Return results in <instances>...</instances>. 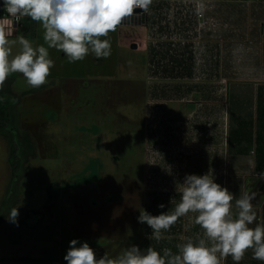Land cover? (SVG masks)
Instances as JSON below:
<instances>
[{
    "label": "rangeland",
    "instance_id": "1",
    "mask_svg": "<svg viewBox=\"0 0 264 264\" xmlns=\"http://www.w3.org/2000/svg\"><path fill=\"white\" fill-rule=\"evenodd\" d=\"M263 5L152 0L147 22L130 37L147 40L148 54L118 48L108 58L89 54L69 62L55 50L44 85L10 75L0 89V219H10L15 207L25 227L27 219L53 222L56 239L64 241L61 264L74 239L115 257L133 244L177 252L188 239L205 238L196 213L179 218L159 240L149 239L152 230L137 218L142 209L154 216L173 210L189 174L211 171L237 199L246 192L238 189L249 192L261 182L243 174L244 160L229 156L242 136L260 129L252 88L264 81ZM213 9L226 16H213ZM37 31L40 38L44 32ZM61 219L69 223L64 229ZM229 263L231 256L220 262ZM239 263L264 264L252 249Z\"/></svg>",
    "mask_w": 264,
    "mask_h": 264
},
{
    "label": "clouds",
    "instance_id": "2",
    "mask_svg": "<svg viewBox=\"0 0 264 264\" xmlns=\"http://www.w3.org/2000/svg\"><path fill=\"white\" fill-rule=\"evenodd\" d=\"M151 3L152 0H2L3 10L12 19L0 18V89L13 73L22 74L34 88L44 85L55 66L49 49L61 51L69 62L83 60L89 54L108 58L109 33L125 18L139 14L136 10L147 11ZM23 18L40 24L44 44L34 45L24 35L13 38L14 25ZM17 44L19 51L14 54ZM260 175L264 177V172ZM179 186L180 202L173 210L154 216L142 209L137 222L150 227L149 239L159 240L179 218L196 213L195 223L205 238L188 239L177 252L158 251L152 246L141 249L133 244L115 257L106 252L101 256L89 243L74 239L64 256L66 264H220L228 256L239 264L248 249L253 250L254 259L264 262V225L250 227L257 219L253 211L255 192H245L237 199L227 187L215 182L211 171L186 175ZM234 200L239 210L235 216ZM164 207L159 205L160 209ZM9 215L7 220L18 226L19 208H12Z\"/></svg>",
    "mask_w": 264,
    "mask_h": 264
},
{
    "label": "crops",
    "instance_id": "3",
    "mask_svg": "<svg viewBox=\"0 0 264 264\" xmlns=\"http://www.w3.org/2000/svg\"><path fill=\"white\" fill-rule=\"evenodd\" d=\"M213 10L214 12H211L213 13V16L214 15L220 16L221 14L223 16H226V14H224L225 10H217V9H213ZM227 15L230 16V14ZM144 23L145 22L139 23L140 26L120 25V27H129V28L117 27L118 28L117 31L110 32L107 39L111 41V51L113 50L114 52L118 48H123L126 50L148 54L150 44L148 43L147 40L143 41L142 44L139 42L130 41V37L132 40L134 36V34L131 33L133 30H135L134 28L135 27L143 28L144 26H142L141 24L144 25ZM38 28L42 29L39 23L31 21L30 18H26L23 27L21 28V30L18 32L17 35L26 36L28 39L33 41L34 45H42L44 44V39H43L44 34H41L39 38V35H37ZM113 33H116V35H114ZM262 34L264 35V32ZM17 35L13 36V38H15ZM134 45H137L136 49L133 48ZM14 47L15 49L13 50V53L15 54L19 51V45L17 44ZM55 50L56 49H49L50 58H52ZM260 57L261 59H264V52L260 53ZM95 61L97 62V64L100 62L98 59H95ZM250 79L255 81L259 80L258 78H254V77H251ZM261 80H264V76L263 78H261ZM263 87H264V81H258V83L252 88L253 100L257 101L259 105L256 108L257 111L259 112V116L257 119L259 120L260 123V129L258 126L256 134L252 131L250 135L242 136V138L239 139V141L242 144L238 146L237 152H235L233 156L232 155L229 156V162L231 158L233 159L236 158L238 162H240V160H244V163H246V166L244 167V169H242L245 170V172H243L244 175L262 178L261 182L255 183L253 187H251V189L248 190L249 193L255 192L256 194V199L253 201L254 204L253 210L256 213L257 219L256 221L253 222L254 224L256 222L264 223V177H261L260 175L261 172H264V132L262 133L263 135L260 132L261 126H263L262 123H264V95L263 98L260 96V91L261 88ZM261 102H263L262 105L263 110H261L260 108L261 104L259 103ZM254 119L255 118L253 116V120ZM255 146L257 147V149L256 152L254 153L253 149ZM259 151H261L260 158L258 155ZM245 160H250V161L246 162ZM238 190L247 192V190H242V189H238ZM53 196L56 195L54 194ZM259 199L261 200L260 204H259L260 201ZM17 220H18V226L16 224L9 222L7 219H0V264H56V263L61 264L63 250H64V241L63 238L56 239V235L54 234L55 227L53 225V222L52 224H49V222H47L46 219L43 220L27 219L25 221L26 222V227H25V225H23V222L20 221V219ZM80 222L82 224V221ZM129 222L130 224L131 223L133 224L132 220H129ZM8 224L10 226L13 225L15 230L17 226V232L11 234V232H9L10 228L7 226ZM59 224L60 227L64 229L69 223L61 219ZM88 226L89 228H91L90 230H92L91 233H94L93 230H95V227L93 223H91ZM42 229L46 230L47 233L42 232L43 231ZM49 231L53 234H49ZM83 232H85V230ZM58 239L60 240L58 241ZM55 242H57V244H60L59 246H60L61 257L59 258L58 261H56L55 253H54Z\"/></svg>",
    "mask_w": 264,
    "mask_h": 264
},
{
    "label": "built area",
    "instance_id": "4",
    "mask_svg": "<svg viewBox=\"0 0 264 264\" xmlns=\"http://www.w3.org/2000/svg\"><path fill=\"white\" fill-rule=\"evenodd\" d=\"M141 12L139 14H133L131 17H127L123 20L122 24L121 25H137L136 23H143V22H147V13H148V10L147 11H143V10H140ZM2 17H5V18H8V19H12L10 17L7 16V13L3 10V5H2V0H0V18ZM25 19L26 18H23L19 24H15L14 27H15V31H14V36L18 34V32L21 30V28L23 27L24 25V22H25ZM145 24V23H144ZM118 28L115 30L117 31Z\"/></svg>",
    "mask_w": 264,
    "mask_h": 264
},
{
    "label": "trees",
    "instance_id": "5",
    "mask_svg": "<svg viewBox=\"0 0 264 264\" xmlns=\"http://www.w3.org/2000/svg\"><path fill=\"white\" fill-rule=\"evenodd\" d=\"M5 121V119H4V117H3V115H2V112L0 111V134H2L3 133V126H4V124H2V122H4ZM245 256V255H244ZM230 264V263H229ZM239 264H241V263H239ZM253 264H256V263H253Z\"/></svg>",
    "mask_w": 264,
    "mask_h": 264
},
{
    "label": "water",
    "instance_id": "6",
    "mask_svg": "<svg viewBox=\"0 0 264 264\" xmlns=\"http://www.w3.org/2000/svg\"><path fill=\"white\" fill-rule=\"evenodd\" d=\"M136 11H137L138 13L141 12L140 10H136ZM133 48L136 49V48H137V45H134Z\"/></svg>",
    "mask_w": 264,
    "mask_h": 264
},
{
    "label": "flooded vegetation",
    "instance_id": "7",
    "mask_svg": "<svg viewBox=\"0 0 264 264\" xmlns=\"http://www.w3.org/2000/svg\"><path fill=\"white\" fill-rule=\"evenodd\" d=\"M188 106H192V105H188Z\"/></svg>",
    "mask_w": 264,
    "mask_h": 264
}]
</instances>
